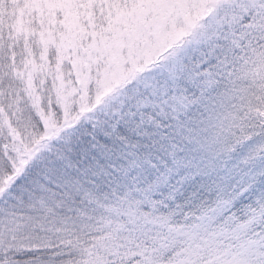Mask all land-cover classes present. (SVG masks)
I'll list each match as a JSON object with an SVG mask.
<instances>
[{
	"label": "snow or ice",
	"instance_id": "1",
	"mask_svg": "<svg viewBox=\"0 0 264 264\" xmlns=\"http://www.w3.org/2000/svg\"><path fill=\"white\" fill-rule=\"evenodd\" d=\"M0 264H264V0H0Z\"/></svg>",
	"mask_w": 264,
	"mask_h": 264
},
{
	"label": "rangeland",
	"instance_id": "2",
	"mask_svg": "<svg viewBox=\"0 0 264 264\" xmlns=\"http://www.w3.org/2000/svg\"><path fill=\"white\" fill-rule=\"evenodd\" d=\"M10 4L12 5L11 7H10ZM13 5H14V2H9L3 5V10L5 12L6 11L10 12V9L12 10L11 14L4 15L6 19L15 20L17 18V15H18L17 8L13 7Z\"/></svg>",
	"mask_w": 264,
	"mask_h": 264
},
{
	"label": "trees",
	"instance_id": "3",
	"mask_svg": "<svg viewBox=\"0 0 264 264\" xmlns=\"http://www.w3.org/2000/svg\"><path fill=\"white\" fill-rule=\"evenodd\" d=\"M11 6H12V5L10 4V7H11ZM13 7L17 8V4L14 3ZM6 12H7V11H6ZM6 12L3 10V14H4V15L11 14L12 10L10 9V12H9V11H8L7 13H6Z\"/></svg>",
	"mask_w": 264,
	"mask_h": 264
}]
</instances>
